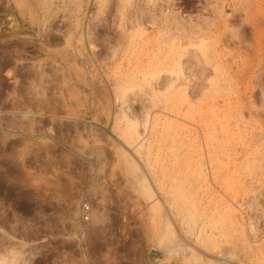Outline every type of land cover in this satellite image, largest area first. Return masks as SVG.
I'll use <instances>...</instances> for the list:
<instances>
[{
  "label": "rangeland",
  "instance_id": "1",
  "mask_svg": "<svg viewBox=\"0 0 264 264\" xmlns=\"http://www.w3.org/2000/svg\"><path fill=\"white\" fill-rule=\"evenodd\" d=\"M8 1L0 256L264 264V0Z\"/></svg>",
  "mask_w": 264,
  "mask_h": 264
},
{
  "label": "bare ground",
  "instance_id": "2",
  "mask_svg": "<svg viewBox=\"0 0 264 264\" xmlns=\"http://www.w3.org/2000/svg\"><path fill=\"white\" fill-rule=\"evenodd\" d=\"M9 1H12L14 4H15V6H16V8L18 9V12H20V13H24V7H25V2H24V0H9ZM8 1V2H9ZM35 4V3H34ZM33 4V5H34ZM43 4V3H42ZM31 5V4H30ZM45 5V7H43V5H41V9H43L44 10V16L42 15V17L43 18H45L46 19V21H49V20H52L51 18H55L56 17V13H50V11H49V9H51L50 7L52 6V3H51V6H50V4H44ZM38 6V5H37ZM31 7V6H30ZM39 7V6H38ZM35 8V7H34ZM39 9V8H38ZM11 10H12V8H11ZM35 10H36V8H35ZM40 10V9H39ZM38 12V11H37ZM42 14V13H41ZM22 15V14H21ZM41 20V19H40ZM44 21V20H43ZM45 21V22H46ZM52 23V22H51ZM45 26V25H44ZM42 69V68H41ZM27 77H28V79L30 78H32L33 80L34 79H40V80H42L41 78L43 77V78H45V76H44V71L42 70L40 73H34V72H28L27 73ZM31 79V80H32ZM48 78H46V80H47ZM26 81V80H25ZM46 83V81H33L32 83H30V84H32L33 85V87H30V88H32L31 90H32V92L33 91H35V90H37L38 89V91L36 92L37 93V95L38 94H41L43 97H42V99H40L41 100V103H46L47 104V102H49V99H47V98H45V94H46V91L44 90L45 88H44V84ZM48 83V82H47ZM23 88V87H22ZM47 88V87H46ZM24 90L26 89V88H23ZM28 90V89H27ZM26 91V90H25ZM23 92V91H22ZM28 92V91H27ZM53 92V91H52ZM54 93V92H53ZM34 97H35V93H34ZM39 99V98H38ZM36 100V99H35ZM52 100V99H51ZM53 101V100H52ZM35 102V101H34ZM40 104V103H39ZM41 105V104H40ZM37 106H39V105H36V107ZM42 106V105H41ZM18 107V106H17ZM40 108V107H39ZM42 110V109H41ZM43 111V110H42ZM40 112V111H39ZM36 116L34 115V114H31V115H29V114H20V113H18V114H16L15 113V115H14V117H13V119L16 121V118H17V120L21 123V125L23 124V125H26V124H28V123H31V122H33V120H34V118H35ZM114 129V128H113ZM1 183L2 182H0V185H1ZM92 216H94L93 218H95V220L94 221H100L101 220V218H102V216L100 215V214H98L96 211H94L93 212V215ZM92 218V219H93ZM93 222V221H92ZM198 259V258H197ZM195 260V259H194ZM193 260V261H194ZM184 262H186V261H184ZM188 262V261H187ZM186 262V263H187ZM195 262H196V260H195ZM225 262V261H224ZM0 264H17V263H15V261H13V260H11V258H9V257H7L6 255L5 256H0ZM223 264H226V263H223Z\"/></svg>",
  "mask_w": 264,
  "mask_h": 264
},
{
  "label": "built area",
  "instance_id": "3",
  "mask_svg": "<svg viewBox=\"0 0 264 264\" xmlns=\"http://www.w3.org/2000/svg\"><path fill=\"white\" fill-rule=\"evenodd\" d=\"M89 211H90V207L89 206H85V210H84L85 214H88Z\"/></svg>",
  "mask_w": 264,
  "mask_h": 264
}]
</instances>
